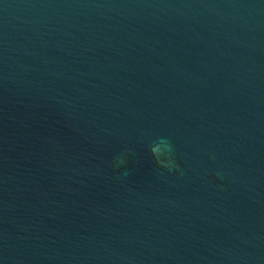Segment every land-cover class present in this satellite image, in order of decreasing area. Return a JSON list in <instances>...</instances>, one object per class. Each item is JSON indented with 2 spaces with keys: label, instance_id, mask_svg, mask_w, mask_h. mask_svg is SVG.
<instances>
[{
  "label": "water",
  "instance_id": "water-1",
  "mask_svg": "<svg viewBox=\"0 0 264 264\" xmlns=\"http://www.w3.org/2000/svg\"><path fill=\"white\" fill-rule=\"evenodd\" d=\"M0 264H264V0H0Z\"/></svg>",
  "mask_w": 264,
  "mask_h": 264
}]
</instances>
